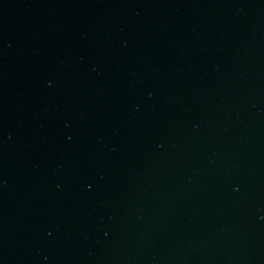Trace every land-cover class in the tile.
Instances as JSON below:
<instances>
[{
    "label": "water",
    "instance_id": "95a60500",
    "mask_svg": "<svg viewBox=\"0 0 264 264\" xmlns=\"http://www.w3.org/2000/svg\"><path fill=\"white\" fill-rule=\"evenodd\" d=\"M0 264H264V0H0Z\"/></svg>",
    "mask_w": 264,
    "mask_h": 264
}]
</instances>
